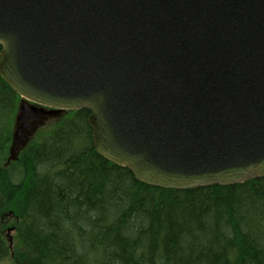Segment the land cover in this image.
I'll return each instance as SVG.
<instances>
[{
	"label": "water",
	"instance_id": "obj_1",
	"mask_svg": "<svg viewBox=\"0 0 264 264\" xmlns=\"http://www.w3.org/2000/svg\"><path fill=\"white\" fill-rule=\"evenodd\" d=\"M0 46L21 97L10 161L87 109L96 152L142 184L264 177V0H0Z\"/></svg>",
	"mask_w": 264,
	"mask_h": 264
},
{
	"label": "trees",
	"instance_id": "obj_2",
	"mask_svg": "<svg viewBox=\"0 0 264 264\" xmlns=\"http://www.w3.org/2000/svg\"><path fill=\"white\" fill-rule=\"evenodd\" d=\"M20 103L0 76V263L264 264V177L142 184L96 152L87 109L66 112L10 161Z\"/></svg>",
	"mask_w": 264,
	"mask_h": 264
},
{
	"label": "rangeland",
	"instance_id": "obj_3",
	"mask_svg": "<svg viewBox=\"0 0 264 264\" xmlns=\"http://www.w3.org/2000/svg\"><path fill=\"white\" fill-rule=\"evenodd\" d=\"M65 114V113H64ZM64 114L57 116V117H49L47 118L45 121L42 122V124L38 125L36 127V129L33 130V132L28 136V142L25 146H23L20 150L21 152L23 151V149L26 148V146L28 144H30L33 140H35L36 136H38L40 133V131L54 126L56 125V123H58L60 121V119L62 118V116H64ZM43 132V131H42ZM10 158V155H9ZM7 221H6V225H5V235L4 238L7 242V244L9 245L10 248H12L14 250V232L15 229L13 226H11L13 224V218H8L7 217ZM10 230V231H9ZM15 260L10 258V259H6L5 261L1 262L0 264H14Z\"/></svg>",
	"mask_w": 264,
	"mask_h": 264
}]
</instances>
